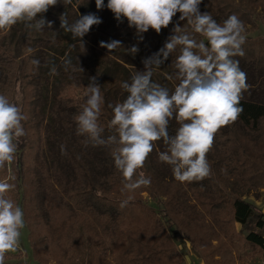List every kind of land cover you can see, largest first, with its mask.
<instances>
[{
	"label": "trees",
	"instance_id": "1",
	"mask_svg": "<svg viewBox=\"0 0 264 264\" xmlns=\"http://www.w3.org/2000/svg\"><path fill=\"white\" fill-rule=\"evenodd\" d=\"M104 5L97 9L95 0H72L71 4L58 0L55 6L42 14L46 21L52 22L51 29L37 32L23 27L17 43L18 57L21 59L19 74L16 73L18 57L10 48L12 45L7 52L0 48L3 55L0 58V94L12 100L18 80L22 94L20 106L28 117L24 122L27 141L14 166L18 163L17 175L24 186L25 220L33 246L43 242L41 233L54 222V225L62 227V236L55 240L57 244L68 231L69 237L64 239V246L78 253L82 257L79 259L82 264H90L93 255L100 264L94 241L97 238L100 241L98 244L103 241L99 222L106 220V224H117L111 234V246L114 254L125 264L123 261L128 258V251L122 249L116 254V249L126 246L129 238L126 235L132 230L130 227V231H125L123 227L132 225L131 220L139 216L141 209L147 208L141 197V193L145 192L148 197L161 203L163 216L176 232L185 234L191 240L194 250L205 264H236L242 261L238 253L247 248L251 249L250 256L264 255L263 235L255 230L242 235L235 227L236 223L245 224L254 212L258 214L255 229L264 227V214L243 198L245 192L264 189V36L251 37L246 33V43L242 46L245 55L234 57L247 74L249 88L242 95L240 106L243 111L238 119L222 127L215 135L212 149L207 154L211 176L191 183L176 181L170 166L158 161L157 153L164 146L162 141H157L144 168L138 170L151 177V185L134 193L122 194L121 178L109 151L90 144L85 146L82 143L84 137L76 135L73 117L79 112L81 104L65 97L58 83L49 85L46 48L55 41L65 40L67 44H76L70 59L68 57L71 63L64 75L71 84L84 90L91 77H95L100 84L104 105L99 123L105 128L104 135L107 136L111 134L108 128L111 110L107 104H115L126 96L120 88L121 81L129 80L136 70L143 71L142 61L163 47L167 38L174 34L175 25L188 26L186 21L179 20L177 13L172 23L162 28L160 33L151 28L147 32L137 33L128 26L125 18L119 22L115 19L106 7L107 0H104ZM199 8L201 12L211 14L217 22L234 13L249 30L256 28L257 22L263 19L258 10L264 12V0H202ZM64 13L70 23L88 13L95 14L101 20L82 38L83 49L70 33L60 28L59 17ZM22 24L25 25L18 22L7 32L17 33ZM4 31L0 30V35ZM196 39L201 37L196 35ZM112 41H119L120 47L110 52L101 46V43ZM29 47L35 50L32 54L27 53ZM133 47L137 48L135 53L130 51ZM177 52H173L152 77L154 82L169 89L173 88L174 82L167 80L166 74L174 72L171 61ZM32 59L40 62L38 68L31 64ZM48 97L50 105L45 112ZM177 126L175 121H171L169 133L174 134ZM62 144L66 146V155L61 154ZM126 195H132L134 199L127 207L120 208L119 203ZM147 209L149 213H154ZM215 214L218 230L199 224L204 216ZM156 221L155 217L154 225L158 227L160 223ZM119 226L121 229H118ZM101 231L105 234L106 229ZM152 234L148 230L144 232L147 237ZM156 234L158 237H154V243L158 247L156 255H159L156 264L162 260L164 264H172L176 255L173 253V242L164 232ZM161 240L169 247L159 248ZM149 258L139 256L134 264H141L144 259L147 262Z\"/></svg>",
	"mask_w": 264,
	"mask_h": 264
},
{
	"label": "clouds",
	"instance_id": "2",
	"mask_svg": "<svg viewBox=\"0 0 264 264\" xmlns=\"http://www.w3.org/2000/svg\"><path fill=\"white\" fill-rule=\"evenodd\" d=\"M57 3L58 0H0V30H10L18 22L37 32L51 29L52 22L46 21L42 14ZM71 3L72 0H63V4ZM201 3L202 0H107L106 7L115 19L119 22L125 18L137 33L150 28L160 33L177 13L179 20L186 21L188 26L175 25L174 34L163 47L142 61L143 71L136 70L129 80L121 81L125 98L107 104L111 110L108 120L111 134L105 136V128L99 123L104 97L95 77L89 79L83 103L73 117L76 135L84 137L85 146L90 144L109 151L121 178L122 194L151 185V177L138 170L144 168L157 141L164 146L157 153L158 161L170 166L176 181L191 183L210 177L212 169L207 154L215 135L222 127L234 123L243 111L240 101L249 85L247 74L234 57L245 55L244 22L234 13L217 22L207 11H200ZM95 6L105 7L104 0H95ZM59 19L60 28L70 33L82 49V38L101 22L92 13L71 23L65 13ZM196 35L201 39L197 40ZM101 46L111 52L120 47V42ZM34 51L27 48L29 54ZM130 51L135 53L137 48ZM173 52H177L171 61L174 72L166 74V79L173 81L174 86L169 89L152 77ZM30 62L39 67L38 60ZM70 63L63 60L65 69ZM49 74H57L54 65ZM27 119L18 102L0 94V168L15 160L20 139L26 135ZM171 121L178 125L174 134L168 130ZM60 150L62 155L67 154L65 145H60ZM14 189V183L0 181V264H4L7 253L20 249L21 229L26 226L23 209L7 195ZM133 199L132 195H126L119 207H127Z\"/></svg>",
	"mask_w": 264,
	"mask_h": 264
},
{
	"label": "rangeland",
	"instance_id": "3",
	"mask_svg": "<svg viewBox=\"0 0 264 264\" xmlns=\"http://www.w3.org/2000/svg\"><path fill=\"white\" fill-rule=\"evenodd\" d=\"M258 11L260 12V15L263 17V19L257 22L256 28H248L249 30H246L248 36H264V12L262 10ZM23 27H25V25H19L20 31H18L17 33L9 31L7 32V30L4 31L0 35V48L7 52L9 46L12 45V47L10 48L13 49L14 55H17L18 57L19 49L17 47V43L19 41L20 32H23ZM62 38L63 40L65 39L63 35ZM73 45L76 44H67V42L64 40V42L55 41L51 46L47 47L46 50L48 53V57L46 68L48 70V73L50 72V69L53 67V65L57 69L56 75L49 74V85H52V83L53 85L58 83L62 94L65 95V97H68V99H70L73 103L82 104L84 100V89L78 87L76 84H71L70 79H68V77L64 75V71L66 69L63 65V60L68 59V57L70 59L74 48ZM2 57L3 55L0 52V58ZM17 63L18 66L16 73L19 74L21 64L20 57L17 58ZM123 75L125 74H122V76ZM21 98V87L19 85V81L17 80L14 87V95L12 101L21 104ZM49 105L50 98L48 97L44 108L45 112H47ZM25 140L27 141V137L25 136L20 139L15 160L11 164H6L3 168H0V181L8 180V182L15 184V189L7 193V195L23 209L24 219L26 212V210L24 209L25 191L23 189L24 186L20 181V177L17 175L19 165L17 163L14 166V163L17 161V158H19L20 153L23 150V144ZM263 194L264 189H257L254 191L245 192L243 198L251 202L254 199L260 198ZM141 197L142 202L146 205V207L154 213H149L148 209L144 207V210L141 209L139 211V216H136V219L131 220L132 225L128 224L123 227L125 231H130V227H132V230L131 232H129V234L127 233L126 235L129 236L126 246L118 247L116 249V254L119 253V251H122V249L124 251H128V258H124V261H122L125 264H134V261L137 259V257L150 256L147 262L144 261V259L142 260L143 262H141V264H156L159 255H156V250L158 249V247H155L156 244L154 243V237H158V234H156V232H159V234H162L164 232L166 233L168 239H170L175 246L173 253L174 255H176L173 256L174 259L172 264H203V259L201 256H199L196 250H194L191 240L188 239L185 234L176 232L174 226H172L163 216L161 203L148 197L145 192L141 193ZM257 216V212H254L245 224L242 225L240 223H236V230L242 235H246L248 232L255 230L257 233L264 236V227L262 229H255V220ZM155 217L157 218L156 222L160 223L158 227L154 225ZM216 217V214L213 216H204L203 220L199 224L203 226H213L215 230H218L219 224ZM262 219L264 221V217H262ZM99 226V230L106 229L105 234L100 230V233L104 235L101 238L103 239V241H101V243L99 244V238L94 241L96 247L95 250L97 252L96 256L98 257L100 264H122L121 258L114 254L111 246V234L113 233L112 231L116 229L117 224L114 222H109V224H106V220H102L99 222ZM118 229H121L120 226L118 227ZM146 230H148L149 232H153V234L147 237L146 235H144V232H146ZM61 231L62 227L54 225L53 222L50 226H48V228L45 229V231L41 233L43 242H41L39 245H35L34 247L31 241L30 229L26 221V226L21 229L20 249L15 253H7L4 264H82V262L79 261V259H82V257H80L78 253H75L73 249L64 246V239H67V237H69L68 231L65 234L63 233L64 238L62 239V241L58 242L59 245L55 242V240H58V237H60ZM160 242L161 245L159 248L162 249L165 247H169L168 244H164L162 240ZM57 245L58 249L56 248ZM47 247L49 249H47ZM250 251L251 249L247 248L244 252H239L238 254L241 255L242 260H246L247 258H249L248 256H250ZM252 258L253 259L248 261V264L256 262L262 264L264 262V256H254ZM83 259H85V257ZM131 259H133L132 262H130ZM92 263L97 264V259L94 255L92 256L90 264ZM160 263L164 264L163 260Z\"/></svg>",
	"mask_w": 264,
	"mask_h": 264
},
{
	"label": "crops",
	"instance_id": "4",
	"mask_svg": "<svg viewBox=\"0 0 264 264\" xmlns=\"http://www.w3.org/2000/svg\"><path fill=\"white\" fill-rule=\"evenodd\" d=\"M251 203H253L262 214H264V194L260 198L252 200ZM254 256H264V255L258 254V255H254ZM254 256H248L250 259L249 258H247V259H249V260L246 259V260H242L241 262L239 260V261H237L236 264H239V263L240 264H248V261L253 259L252 257H254ZM252 264H261V263L256 262V263H252ZM262 264H264V262Z\"/></svg>",
	"mask_w": 264,
	"mask_h": 264
}]
</instances>
